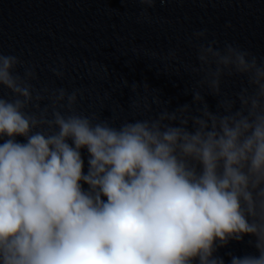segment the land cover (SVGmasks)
Returning a JSON list of instances; mask_svg holds the SVG:
<instances>
[{"label":"clouds","instance_id":"1","mask_svg":"<svg viewBox=\"0 0 264 264\" xmlns=\"http://www.w3.org/2000/svg\"><path fill=\"white\" fill-rule=\"evenodd\" d=\"M138 2L150 23L157 0ZM208 35L186 40L196 63L159 57L191 100L133 102L132 119L80 110L83 90L37 87L0 53V264H225L245 236L255 254L230 264H264V56Z\"/></svg>","mask_w":264,"mask_h":264}]
</instances>
